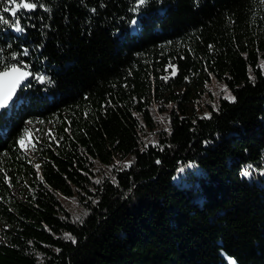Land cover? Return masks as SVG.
Listing matches in <instances>:
<instances>
[{
	"label": "trees",
	"instance_id": "16d2710c",
	"mask_svg": "<svg viewBox=\"0 0 264 264\" xmlns=\"http://www.w3.org/2000/svg\"><path fill=\"white\" fill-rule=\"evenodd\" d=\"M30 2L0 13V71L33 74L0 115V264H264V0Z\"/></svg>",
	"mask_w": 264,
	"mask_h": 264
},
{
	"label": "snow or ice",
	"instance_id": "6c2138e0",
	"mask_svg": "<svg viewBox=\"0 0 264 264\" xmlns=\"http://www.w3.org/2000/svg\"><path fill=\"white\" fill-rule=\"evenodd\" d=\"M147 0H138L137 8L141 5H144ZM37 8V4L35 2H30V0H6V6L0 8V13H9L10 16L16 17L17 13L20 10H35ZM134 11L137 9H133ZM0 23L8 24V19L5 18L4 15L0 14ZM133 24L136 23L135 20L132 21ZM14 26L16 31H22V27L20 25L19 20L14 21ZM15 59V56L12 57ZM3 62L0 61V64ZM17 66L16 64L12 65H4L3 70L0 71V110H8L15 104V97L17 95L18 89L20 88L21 84L26 80L28 76L33 75L32 73ZM173 75H175V69L173 68ZM37 79L44 83L46 82V77L38 76ZM167 79V78H165ZM51 83L50 81H47ZM225 93H227V88L222 89ZM224 99L229 100L230 102H235V97L231 96L230 94L225 95ZM19 145L21 149L27 150L28 148H32L35 150L34 144H32L31 139L29 138L28 142H25V139H21L19 141ZM127 166V165H126ZM39 168V165H36ZM243 176H248L249 173L247 171L242 172ZM99 182V181H98ZM71 239V237H69ZM75 243V240L72 241Z\"/></svg>",
	"mask_w": 264,
	"mask_h": 264
},
{
	"label": "rangeland",
	"instance_id": "374dc122",
	"mask_svg": "<svg viewBox=\"0 0 264 264\" xmlns=\"http://www.w3.org/2000/svg\"><path fill=\"white\" fill-rule=\"evenodd\" d=\"M264 4V3H263ZM134 32V25L132 24L130 26V33ZM10 109L6 110V114H9ZM28 129L27 132L24 134V136L22 137L23 139H25V142L27 143L29 138L31 139L32 144H34L35 146V150H32V148H28L27 150L21 149L20 145L19 148L22 150V152H24L28 158L30 159V161L35 164L38 165L37 163V154H36V145L39 141H41L44 136H45V132L49 131L51 129V125L50 123H45V122H38V123H34V124H28ZM225 260L227 262V264H235L234 261L225 256Z\"/></svg>",
	"mask_w": 264,
	"mask_h": 264
},
{
	"label": "water",
	"instance_id": "95a60500",
	"mask_svg": "<svg viewBox=\"0 0 264 264\" xmlns=\"http://www.w3.org/2000/svg\"><path fill=\"white\" fill-rule=\"evenodd\" d=\"M26 71H27V70H26ZM29 78H30V76H28V77L26 78V80L21 84L20 88L18 89L17 95H16V97L14 98L15 101L17 100V97H18V94H19L20 89H21V88L24 86V84L29 80ZM3 112H5V110H0V115H1Z\"/></svg>",
	"mask_w": 264,
	"mask_h": 264
}]
</instances>
